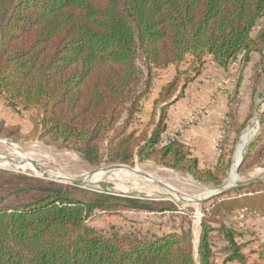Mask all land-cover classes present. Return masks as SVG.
I'll use <instances>...</instances> for the list:
<instances>
[{
	"label": "trees",
	"instance_id": "1",
	"mask_svg": "<svg viewBox=\"0 0 264 264\" xmlns=\"http://www.w3.org/2000/svg\"><path fill=\"white\" fill-rule=\"evenodd\" d=\"M251 54L264 60V0H0V97L17 113L34 112L37 141L75 152L92 168L147 161L222 187L232 149L201 168L184 143L163 144L169 109L207 58L227 71ZM171 66L174 76L139 128L155 73ZM17 135L18 125L0 120V137ZM244 149L239 175L264 167V100ZM190 210L150 238L105 234L90 224L98 213L178 208L0 170V264H212L217 250L222 264H246L253 241L224 220L241 210L264 215V182L203 204L196 252Z\"/></svg>",
	"mask_w": 264,
	"mask_h": 264
},
{
	"label": "rangeland",
	"instance_id": "2",
	"mask_svg": "<svg viewBox=\"0 0 264 264\" xmlns=\"http://www.w3.org/2000/svg\"><path fill=\"white\" fill-rule=\"evenodd\" d=\"M180 69H184V66L182 65ZM156 84L154 76L152 94L157 88ZM188 86L190 87L186 91L188 94L185 95L186 98H182L180 103L170 107L167 120L168 133H174L178 141L187 145L192 155L197 157L201 168L212 167L219 155H226L232 149L231 166L222 187L198 183L182 171L164 168L147 161L134 160L130 166L105 164L99 168H92L75 152L59 150L37 141L32 129L35 121L34 112L16 113L7 110L1 98L0 117L7 120V125H18L20 135L12 138L0 137V170L59 183H75L91 190L120 197L169 201L178 208V212L175 213L125 212L120 217H108L98 213L90 220V224L105 234H109L112 229V233L119 235L135 233L139 237L150 238L154 234L176 228L181 214L191 209L189 220L196 252L200 222L204 218L199 220V216L204 215L203 204L207 205L210 199L217 196L213 194L228 186L233 156L241 136L255 129L247 147L256 135L258 109L264 100V60L256 54H251L248 61L239 58L225 71L214 66L210 58H207L200 75ZM151 92L149 95H152ZM222 96L227 97L228 102L225 104L227 112L218 122L220 117L213 113ZM152 99L150 98L148 103L146 100L142 102L143 110L145 113L149 111V115L154 108ZM149 117L147 114L140 115L137 126L139 128L144 126ZM245 119L247 121L245 129L239 132L240 124ZM219 138H222V143L218 142ZM11 146L18 148V152H15ZM21 158L25 159L23 163ZM33 164L37 166L36 169ZM116 165L127 166L135 172L126 169L103 172L104 169ZM37 171L41 173L43 171L53 179L40 176ZM92 173L95 174L91 179H87V176ZM235 178L236 181L232 184L234 186L256 181L264 182V167L255 168L241 175L236 171ZM147 179L153 182H148ZM196 200L201 202H191ZM224 221L226 225L241 231L245 239L253 241L250 244L253 252L246 251V264H264V260H260L255 252L264 253V215L241 210L228 216ZM212 241L216 251L222 241L217 238V235L213 236ZM217 253L223 254L221 250H217Z\"/></svg>",
	"mask_w": 264,
	"mask_h": 264
},
{
	"label": "crops",
	"instance_id": "3",
	"mask_svg": "<svg viewBox=\"0 0 264 264\" xmlns=\"http://www.w3.org/2000/svg\"><path fill=\"white\" fill-rule=\"evenodd\" d=\"M214 66H215V64L212 62V61H210ZM174 74H175V68L174 67H168L167 69H164V70H161V71H158V72H156V75H154L155 76V78H156V85H157V88H155V90L153 91V94H152V92H151V94L152 95H149V97L148 98H146V103H148L149 101H150V98H153L152 99V102H154V98H156L157 97V94H158V92H159V90H160V88L162 87V86H164L173 76H174ZM188 87H190V86H187V88H186V91H188ZM187 94V92H185V95ZM154 95H156L155 97H153ZM188 95V94H187ZM151 96V97H150ZM185 98H186V96H184ZM1 98V97H0ZM184 98V99H185ZM1 100H2V102L5 104V102H4V100L1 98ZM181 102V99H179L176 103H180ZM227 97L226 96H222L221 98H219V100H218V104H217V107H215V109H214V113L213 114H215V115H218L219 117H220V119H218V122H220V120H222L223 118H222V115H223V117H225L224 115L226 114V112H227V109H226V105L225 104H227ZM6 106V105H5ZM5 108H7V110H11V111H13L12 109H10V108H8L7 106L5 107ZM148 108V107H147ZM148 110V109H147ZM13 112H15V111H13ZM147 113H145V111L143 110L142 111V113H141V115L142 116H146V114H147V116H151V114H152V112L150 113V115L148 114V112L149 111H146ZM169 112H170V109H169ZM5 114H6V112H4ZM17 113V112H16ZM150 118V117H149ZM0 120H5V119H3V117L1 118L0 117ZM149 120V119H148ZM5 123H7V120H5ZM222 123H223V121H222ZM222 123H221V125H222ZM220 125V126H221ZM225 130H226V128H225ZM168 131V130H167ZM168 133V132H167ZM170 134V132L168 133V135ZM233 264H236V263H233Z\"/></svg>",
	"mask_w": 264,
	"mask_h": 264
},
{
	"label": "bare ground",
	"instance_id": "4",
	"mask_svg": "<svg viewBox=\"0 0 264 264\" xmlns=\"http://www.w3.org/2000/svg\"><path fill=\"white\" fill-rule=\"evenodd\" d=\"M255 132V129H251L250 131L246 132L244 135L241 136V139H240V142L238 143L237 147H236V150H235V153H234V156H233V164H232V168H231V172H230V178H229V183H228V186L229 185H232L235 183L236 181V166H238L239 162H240V159H241V154H242V151L243 149L246 147L247 143L249 142L251 136L253 135V133ZM12 149L15 151V152H18V148H16L15 146H11ZM22 161L21 163H23L25 161L24 158H21ZM33 167L34 169L37 168L36 165L33 164ZM117 169H126V170H130L132 172H135L134 170L130 169L129 167L127 166H111V167H108L106 169L103 170V172H109V171H112V170H117ZM38 174L40 176H44V175H47L45 174L43 171L42 173L37 171ZM95 173H92L90 175L87 176V179H91V177L94 175ZM99 175V174H98ZM148 182H153V181H150V180H146ZM210 190V189H209ZM210 192V191H209ZM191 202H199L198 200L196 201H191Z\"/></svg>",
	"mask_w": 264,
	"mask_h": 264
},
{
	"label": "built area",
	"instance_id": "5",
	"mask_svg": "<svg viewBox=\"0 0 264 264\" xmlns=\"http://www.w3.org/2000/svg\"><path fill=\"white\" fill-rule=\"evenodd\" d=\"M177 138H176V136H175V134L174 133H170L169 135H167L164 139H163V144H168V143H171V142H173L174 140H176ZM218 142L219 143H222V138H219L218 139ZM204 217V215H200L199 216V220H201L202 218ZM241 218L243 217V216H240ZM214 250H215V246L213 245V247H212ZM223 256L221 255V254H218V253H215V256L213 257V260H212V263L213 264H222V262H223Z\"/></svg>",
	"mask_w": 264,
	"mask_h": 264
},
{
	"label": "water",
	"instance_id": "6",
	"mask_svg": "<svg viewBox=\"0 0 264 264\" xmlns=\"http://www.w3.org/2000/svg\"><path fill=\"white\" fill-rule=\"evenodd\" d=\"M240 162H241V160H240ZM240 162H239V164H240ZM239 164H238V166H239ZM238 166H237V168H236V171H237V169H238ZM44 176H46V177H50V176H48V175H44ZM50 178H52L53 179V177H50ZM257 182V181H256ZM253 183H255V182H253ZM71 184H75V183H71ZM250 184H252V183H248V184H246V185H238V186H234V185H229V186H227V187H224V188H221V189H219L215 194H213V195H220V194H223V193H227V192H229V191H232V190H234V189H237V188H241V187H245V186H247V185H250ZM201 201H199L198 203H200Z\"/></svg>",
	"mask_w": 264,
	"mask_h": 264
}]
</instances>
